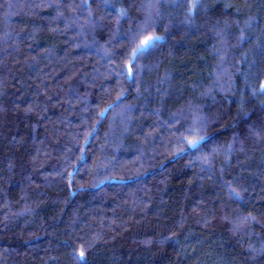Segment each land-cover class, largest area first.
Segmentation results:
<instances>
[{
  "label": "trees",
  "instance_id": "trees-1",
  "mask_svg": "<svg viewBox=\"0 0 264 264\" xmlns=\"http://www.w3.org/2000/svg\"><path fill=\"white\" fill-rule=\"evenodd\" d=\"M262 84L264 0H0V264H264Z\"/></svg>",
  "mask_w": 264,
  "mask_h": 264
},
{
  "label": "snow or ice",
  "instance_id": "snow-or-ice-1",
  "mask_svg": "<svg viewBox=\"0 0 264 264\" xmlns=\"http://www.w3.org/2000/svg\"><path fill=\"white\" fill-rule=\"evenodd\" d=\"M162 39L159 36L148 35L144 39H142L134 49L131 51L128 56V65H129V74H131L132 67L136 65V62L139 60L141 56H143L150 49L154 48L156 44ZM261 89L264 90V84L261 85ZM103 116V113H101ZM211 143V138H207L205 136H197L195 139L187 140L188 145V154L191 155L193 151L199 152L201 151L202 145L205 143ZM238 196V193L236 194ZM80 256L83 257V252L81 251Z\"/></svg>",
  "mask_w": 264,
  "mask_h": 264
},
{
  "label": "water",
  "instance_id": "water-1",
  "mask_svg": "<svg viewBox=\"0 0 264 264\" xmlns=\"http://www.w3.org/2000/svg\"><path fill=\"white\" fill-rule=\"evenodd\" d=\"M205 137L210 138L211 136H210V135H207V136H205Z\"/></svg>",
  "mask_w": 264,
  "mask_h": 264
}]
</instances>
